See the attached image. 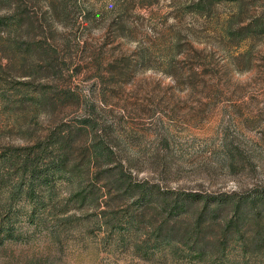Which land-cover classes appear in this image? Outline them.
I'll list each match as a JSON object with an SVG mask.
<instances>
[{"label": "rangeland", "instance_id": "rangeland-1", "mask_svg": "<svg viewBox=\"0 0 264 264\" xmlns=\"http://www.w3.org/2000/svg\"><path fill=\"white\" fill-rule=\"evenodd\" d=\"M48 1L0 3V264H264V0Z\"/></svg>", "mask_w": 264, "mask_h": 264}, {"label": "trees", "instance_id": "trees-1", "mask_svg": "<svg viewBox=\"0 0 264 264\" xmlns=\"http://www.w3.org/2000/svg\"><path fill=\"white\" fill-rule=\"evenodd\" d=\"M201 1L203 0H193V5L197 6L199 3H201ZM212 0H207L206 2L210 4ZM5 0H0V3H4ZM48 6L49 8L54 11L57 12L58 10V4L54 1V0H49L48 1ZM59 11V10H58ZM20 21V20H19ZM113 62H109V65L112 64ZM129 71V67H124L123 68H119L117 74L118 76L120 75H126V73ZM113 77V76H111ZM45 100H47V97H44ZM89 113L91 114L93 112V108H89L88 109ZM87 113L86 118H84V123L82 126L84 125H88L90 124L92 127L94 125V119L91 117V115ZM95 131V130H94ZM97 133V132H94ZM97 134H94V138L93 140L90 141V144H88V146L85 147V155L87 157V161L90 163L91 165L94 167H98L100 162H101V158L107 156V153L104 151V146L103 143L96 138ZM94 173V172H93ZM95 175V174H94ZM98 176H96L97 178ZM120 177V175H119ZM131 185V184H130ZM144 190V188H139L140 191V197H144V193L142 194V191ZM207 204V200L205 199L204 203H203V207H205V205ZM174 207H178V204H174ZM220 208V204H216L212 210L213 211H218V209Z\"/></svg>", "mask_w": 264, "mask_h": 264}]
</instances>
